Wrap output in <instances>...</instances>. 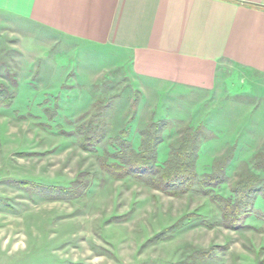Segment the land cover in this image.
<instances>
[{"label":"rangeland","instance_id":"374dc122","mask_svg":"<svg viewBox=\"0 0 264 264\" xmlns=\"http://www.w3.org/2000/svg\"><path fill=\"white\" fill-rule=\"evenodd\" d=\"M61 42L0 20V86L15 93L0 109V264H264V197L230 230L210 197L113 179L99 167L102 147L86 152L71 134L91 121L105 140L125 130L137 149L139 132L159 123L162 162L182 128L196 129V171L226 163L214 192L227 198L239 178H264V79L227 66L211 91L138 88L121 68L83 71ZM73 181L74 198L45 196Z\"/></svg>","mask_w":264,"mask_h":264},{"label":"crops","instance_id":"0c3cea01","mask_svg":"<svg viewBox=\"0 0 264 264\" xmlns=\"http://www.w3.org/2000/svg\"><path fill=\"white\" fill-rule=\"evenodd\" d=\"M0 20L57 36L73 65L130 73L138 88L211 91L227 66L264 79V0H0Z\"/></svg>","mask_w":264,"mask_h":264},{"label":"trees","instance_id":"16d2710c","mask_svg":"<svg viewBox=\"0 0 264 264\" xmlns=\"http://www.w3.org/2000/svg\"><path fill=\"white\" fill-rule=\"evenodd\" d=\"M14 98V92L0 86V109L9 108ZM162 131L159 123L147 124L139 132L140 142L137 149L133 148L125 130L105 140L102 129L91 121L76 124L71 134L77 137L80 148L86 152H96L102 147L98 164L111 178H133L171 197L197 190L219 205L221 225L234 230L242 212L251 207L258 197H264V178L247 174L230 186V197H222L214 190L225 183L226 163L217 162L216 168L210 173L199 175L196 171L201 136L198 130L182 128L177 144L171 146L167 158L159 162L158 147L163 140ZM77 184L73 181L68 187H44L45 196L74 198L76 193L72 190ZM197 254L203 258L211 256L210 249Z\"/></svg>","mask_w":264,"mask_h":264}]
</instances>
